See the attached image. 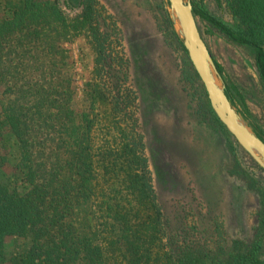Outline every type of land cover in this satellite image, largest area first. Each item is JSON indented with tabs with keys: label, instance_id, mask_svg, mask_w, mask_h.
I'll return each mask as SVG.
<instances>
[{
	"label": "trees",
	"instance_id": "trees-1",
	"mask_svg": "<svg viewBox=\"0 0 264 264\" xmlns=\"http://www.w3.org/2000/svg\"><path fill=\"white\" fill-rule=\"evenodd\" d=\"M192 1L196 16L252 49L264 86V0H223L230 19L212 12L205 0ZM8 9L0 22V87L8 96L0 140L8 130L19 159L12 179L4 171L7 156L0 153V264L7 260L9 236L27 241L13 264H264L263 219L251 239L220 233L212 244L198 236L199 225L192 235L185 223L172 225L153 185L145 135L138 119H129L137 99L131 87L122 95L118 80L91 81L86 109L72 107L74 79L58 74L66 60L48 61L65 53L56 47L61 31L52 28L54 20H66L56 0H10ZM94 13V4H86L82 24L91 25ZM170 29L193 77L201 80ZM95 37L102 52L97 29ZM41 38L45 41L39 44ZM113 65L101 60L99 69ZM201 87L206 93L202 81ZM205 102L217 129L232 138L209 99ZM253 126L264 140V129ZM229 144L234 152V142ZM230 172L249 177L248 188L264 203L261 182L240 164Z\"/></svg>",
	"mask_w": 264,
	"mask_h": 264
},
{
	"label": "rangeland",
	"instance_id": "rangeland-1",
	"mask_svg": "<svg viewBox=\"0 0 264 264\" xmlns=\"http://www.w3.org/2000/svg\"><path fill=\"white\" fill-rule=\"evenodd\" d=\"M9 1L0 0V22L9 14ZM56 1L66 20H54L52 28L61 31L56 47L65 53L46 59L66 60L58 74L74 79L76 95L72 107L76 111L86 109L85 92L91 81L118 80L122 95L131 87L137 99L129 109V119H138L139 130L145 135L153 185L172 225L185 223L190 235L199 225L198 236L210 244L220 233L229 238L251 239L264 220V203L256 190L248 188L249 177L242 179L230 171L240 164L264 185V167L240 145L212 105L214 114L233 137L217 129L211 120L205 102L209 96L201 87L202 79L199 74L201 80L193 77L191 66L185 63V53L173 42L170 26L182 39L175 30L169 1ZM205 2L215 14L231 18L223 0ZM88 3L94 4L95 13L92 24L84 25L80 15ZM196 18L214 59L223 66V81L234 106L249 122L264 129V86L252 49L227 38L201 17ZM95 28L103 42L102 52L96 50ZM101 60L114 65L109 70L99 69ZM32 75L37 77L39 73ZM7 100L0 87V117ZM5 133V140H0V153L7 156L6 175L14 179L18 149L15 138L8 130ZM230 140L235 144L234 152ZM19 184L24 189L25 184ZM183 214L186 217L182 218ZM26 246L27 241L22 238L7 237L5 264H13L12 257Z\"/></svg>",
	"mask_w": 264,
	"mask_h": 264
},
{
	"label": "water",
	"instance_id": "water-1",
	"mask_svg": "<svg viewBox=\"0 0 264 264\" xmlns=\"http://www.w3.org/2000/svg\"><path fill=\"white\" fill-rule=\"evenodd\" d=\"M174 27L200 75L211 105L240 145L264 167V140L252 122L234 106L223 76L199 29L191 0H168ZM179 22L180 28H177Z\"/></svg>",
	"mask_w": 264,
	"mask_h": 264
},
{
	"label": "bare ground",
	"instance_id": "bare-ground-1",
	"mask_svg": "<svg viewBox=\"0 0 264 264\" xmlns=\"http://www.w3.org/2000/svg\"><path fill=\"white\" fill-rule=\"evenodd\" d=\"M176 26H177V28H180L179 22H176Z\"/></svg>",
	"mask_w": 264,
	"mask_h": 264
}]
</instances>
